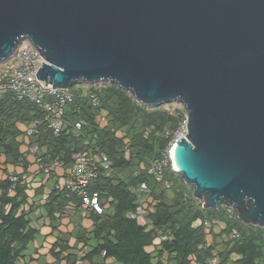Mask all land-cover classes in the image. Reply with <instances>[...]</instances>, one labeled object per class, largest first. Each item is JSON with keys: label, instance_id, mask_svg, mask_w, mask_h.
<instances>
[{"label": "water", "instance_id": "95a60500", "mask_svg": "<svg viewBox=\"0 0 264 264\" xmlns=\"http://www.w3.org/2000/svg\"><path fill=\"white\" fill-rule=\"evenodd\" d=\"M25 39L52 87L182 103L176 171L203 207L264 226V0H0V63Z\"/></svg>", "mask_w": 264, "mask_h": 264}, {"label": "trees", "instance_id": "16d2710c", "mask_svg": "<svg viewBox=\"0 0 264 264\" xmlns=\"http://www.w3.org/2000/svg\"><path fill=\"white\" fill-rule=\"evenodd\" d=\"M87 87L99 104L87 96L67 104V124L58 134L39 105L0 88V157L6 166L22 168L19 173L5 170L0 178V264H26L39 234L32 215L40 209L58 233L48 249L53 260L41 264H212L213 257L214 264H264V226L245 223L226 205L203 207L170 164L162 166L161 179L149 170L155 160L167 157L168 142L185 120V111L142 103L111 81ZM101 110L106 111L105 122L98 121ZM76 120L82 122L79 130L73 126ZM28 128L32 131L27 135ZM25 136L28 150L22 149ZM30 147L45 162L58 158L70 165L73 153L82 149L111 160L112 172L100 173L90 185L99 192L104 211H90L88 227L77 223L67 237L59 233L61 220L83 207V199L76 191L55 187L56 171L48 176L30 171ZM141 183L144 191H138ZM141 197L144 218L128 217ZM233 228L238 235L231 238Z\"/></svg>", "mask_w": 264, "mask_h": 264}, {"label": "built area", "instance_id": "2783aa9c", "mask_svg": "<svg viewBox=\"0 0 264 264\" xmlns=\"http://www.w3.org/2000/svg\"><path fill=\"white\" fill-rule=\"evenodd\" d=\"M43 60L44 58L30 40H22L13 55L8 60L0 63V88L12 89L18 98L28 99L39 105L45 112L47 125L54 134H58L67 124L64 113L67 104L74 102L77 98L86 96L93 105H98L99 101L95 92L83 90L79 85L75 88L52 87V83H46L44 80L39 79L36 72ZM98 117L102 122H105L106 111L101 110ZM73 126L75 130H79L82 126L81 120H76ZM31 131L32 128H28L27 135ZM186 131V120H184L180 127L173 132L168 142L165 150L167 157L162 161L155 160L151 164L149 170L155 174L157 179H161L162 166L165 164H170L171 168L176 171L172 158L173 146L177 139L186 134ZM34 161L37 164V169L43 171L45 176L54 171L59 174L55 184L56 188L78 192V195L83 199V205L89 211L97 213L104 211L99 192L91 191L90 185L100 173L108 175L112 172L111 160L106 156L101 154L92 155L90 150L82 149L73 153L70 165H65L58 158L45 162L42 157L35 156ZM10 179L15 181L16 176L10 175ZM165 184L169 186L170 182L167 181ZM12 188L13 186L10 191H13ZM145 189V183H141L138 191H144ZM140 201L141 203L136 211L128 213V217H143V207L146 206V203H144L142 197ZM231 209H233L231 206H227L228 211H231ZM205 224L209 225V221L205 220ZM237 235L238 231L235 228L229 233L231 238ZM215 262L216 257H213L211 263L214 264Z\"/></svg>", "mask_w": 264, "mask_h": 264}, {"label": "rangeland", "instance_id": "374dc122", "mask_svg": "<svg viewBox=\"0 0 264 264\" xmlns=\"http://www.w3.org/2000/svg\"><path fill=\"white\" fill-rule=\"evenodd\" d=\"M3 63V62H2ZM81 86V89L85 90L87 89V83H82V82H75L73 83L70 87L71 88H75L76 86ZM163 107H165L166 109H169L170 111H173L175 109H184V106L182 103L180 102H170V103H166V104H162ZM98 121L99 122H102L101 119H99L98 117ZM27 141V139H26ZM25 141V142H26ZM26 146L27 144L24 143ZM23 146V145H22ZM34 172H37V170H35V167H34ZM36 174V173H35ZM37 180L40 179V176H37L36 178ZM34 184L37 183V181L33 182ZM73 212L70 213L71 216H72V222L70 220H68L67 218L64 219V222H61V230H60V234L63 236V237H67V233H71V230L74 229V227L76 226L77 223H82L83 226H86L88 227L90 225V222H88L87 218L84 217V219H86L84 222L81 220L83 217L79 214L81 213V208L77 211H74L72 210ZM46 219H45V216H44V213H43V210L40 209V210H37L35 212V214L32 215V223L34 226L38 227L39 231L42 229L43 231H45L46 229L48 230V228L46 227L45 229V226L46 225ZM82 221V222H81ZM222 227V224H219V225H216V229H221ZM40 235H37V246L35 248V251H33L32 253H34L35 255L36 254H40V258H39V261L40 262H46V261H49L51 262L53 260L52 256L48 253V249L50 247V242H45L43 241V238L39 237ZM73 240V239H72ZM30 255V254H29ZM164 263L166 264V261H164Z\"/></svg>", "mask_w": 264, "mask_h": 264}, {"label": "crops", "instance_id": "0c3cea01", "mask_svg": "<svg viewBox=\"0 0 264 264\" xmlns=\"http://www.w3.org/2000/svg\"><path fill=\"white\" fill-rule=\"evenodd\" d=\"M27 137L28 136L24 137L25 141H26V139L28 141ZM27 141L25 142L26 144H27ZM22 149L23 150H28V147L25 144H23ZM34 151H35V148L34 147H30L29 154H28V159L31 161V165L28 168L30 171H33L34 167H35V170H37V164L34 161V157L36 156V154H34ZM5 170H6V172H10V173H12V172H16V173L22 172V168L21 167H14V166H11V165H7V166L4 165V158L0 157V178H4L6 176ZM72 212L73 211L71 210L70 213H72ZM70 213H68V215L65 216L61 220V222H64L65 218H67L68 220H70L72 222V216H71ZM79 214L83 217L81 219L83 222L86 220V219H84V217L87 218L88 222H90V220H89L90 211L84 205H83V207H81V213H79ZM45 219L47 220L46 221V225L47 226H45V229L47 227L48 230L46 229L45 231H43L41 229L39 231L38 235H40L39 237L43 238V241L53 243L56 240V235L58 233H55V232L52 231V229L50 227L49 219L47 217H45ZM60 230H61V225H59V227H58L59 233H61ZM37 240H39V239H37V237H36L34 242L30 245V249L27 251L26 264H41V263H43V262L39 261V258H40L39 255L40 254H36L35 255L34 253H32L33 251H35V248L37 246L36 245L37 244ZM29 254H30V256H29Z\"/></svg>", "mask_w": 264, "mask_h": 264}]
</instances>
